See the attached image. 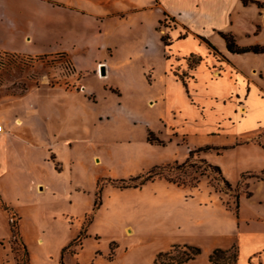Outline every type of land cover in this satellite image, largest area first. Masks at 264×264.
<instances>
[{
	"label": "rangeland",
	"instance_id": "1",
	"mask_svg": "<svg viewBox=\"0 0 264 264\" xmlns=\"http://www.w3.org/2000/svg\"><path fill=\"white\" fill-rule=\"evenodd\" d=\"M76 1L83 6L90 4L89 0ZM240 2L246 8L240 13L238 30L232 35L237 45L262 46L261 52L230 53L217 30L211 33L213 40H210L203 35L202 28L186 27L165 15L154 28L156 41L149 38L152 36L149 26L127 22L119 28L113 23L106 24L105 29L110 35L120 37L113 39L116 54L112 58V71L105 81L108 86H117L121 90L119 100L117 88L107 94L100 80L86 76L84 72L75 74L67 53L42 54L69 47V44H52L45 51L40 47L41 55L0 49L1 91L12 89L23 93L41 82L71 89L76 85L72 81L74 76L81 79L85 90L101 100L98 106H92L85 103L83 97H77L86 123L91 124L96 112L101 110L113 115L95 131L87 125L96 141L100 139L112 144L108 151H100L103 165L91 164L95 147L83 141L65 151L55 142L64 162L69 163L71 159L74 164L66 165L55 174L49 163L42 161L41 151L36 150L34 156L40 159L33 174L37 176L32 180L25 177L23 187L2 182L7 203L0 197V264H16L17 259L22 263L21 242L27 250L28 264H161L157 256L166 251L170 256L165 259L171 262L184 259L189 254L188 248L183 244H171L185 240L202 246L204 251L199 250L195 261L183 263L203 264L215 242L200 235L183 236L177 230L181 213H189L195 218L204 213L190 199L184 204L174 195L157 194L153 199L151 187L140 193L133 189L116 190L105 185L119 186L121 182L99 179L95 206H99L101 198L103 202L87 226L93 216L92 209L96 208H93L96 176L141 173L152 164L172 159L178 161L161 165L173 167L169 175L188 186H197L200 179H205L213 189L230 194L232 209L238 202L236 196L245 191L239 210L248 221L245 227L264 228V200L258 203V199L254 197L253 201L250 197L258 182L264 185L260 178L264 176V0ZM102 10L100 5L99 11ZM92 34L90 32L88 37ZM158 35L163 40L159 41ZM213 42L220 44L226 55L218 53ZM100 66L96 65L99 77ZM46 94L52 98L60 96V92H47L43 88L31 91L28 97L31 102H36ZM148 99L153 101L147 105ZM163 124L173 128L171 133L176 132V135H169L167 131L159 136L154 134L153 137L164 143L171 139L164 146L145 143V129L157 132L159 127L164 128ZM114 138L122 143L117 146L116 141L113 143ZM126 145L130 146L129 153L121 148ZM206 146L208 148L204 149ZM185 148L187 152L194 150L188 161L192 166L175 168L187 156ZM128 156L134 158V164L122 167L119 160ZM212 159L221 164L228 181L239 179L238 184L226 186L207 168L206 163ZM205 168V174H201ZM34 179L43 181L42 190L35 188L41 190L38 194L28 187ZM124 180L123 184L131 183L128 178ZM74 184L80 185L81 190H73ZM2 203L5 208L1 207ZM229 212L227 210L224 216L217 212L211 215L226 226L231 218ZM13 224L14 235L10 231ZM126 224L131 225V233L125 232ZM219 241L229 243L230 240L221 237ZM228 251L230 257L234 248ZM229 262L232 264L231 259Z\"/></svg>",
	"mask_w": 264,
	"mask_h": 264
},
{
	"label": "crops",
	"instance_id": "2",
	"mask_svg": "<svg viewBox=\"0 0 264 264\" xmlns=\"http://www.w3.org/2000/svg\"><path fill=\"white\" fill-rule=\"evenodd\" d=\"M89 3L91 5L83 6L76 0H0V49L19 54L41 55L40 53L48 50L52 44H69V47H60L42 54L67 53L75 68V74L84 72L86 76H93L100 80L107 94H109L108 92L113 93L111 89L117 88L118 93L116 94L119 100L122 95L121 90L117 86H108L105 81L112 71V58L116 54V45L113 43V39L114 37L118 39L120 37L110 35L105 29L106 24L113 23L118 25L119 28L124 27L127 22L149 26L152 32V36L149 38L156 41L154 28L162 16L165 15L180 21L186 27L202 28L203 35L213 40L211 33L214 30L230 32L234 35L238 30L236 26L240 21L239 15L242 13L243 8H246L240 0H89ZM115 4H122V6L119 7ZM100 5L104 11H99ZM203 28L205 31H203ZM206 31L207 33H205ZM90 32L93 34L88 37ZM103 37L108 38L109 41H105ZM98 38L102 40L98 41ZM160 39L159 36V41ZM94 40H96V43H93ZM212 45L217 46L218 53L226 55L220 44L213 42ZM40 47L45 49L40 51ZM97 64L101 65L99 73L102 76L100 77L96 69ZM72 81L76 85L71 89L58 85L51 86L46 82H41L35 88H27L23 93L13 92L12 89H5L4 92L0 90V124L2 126L0 133V197L4 202H6L5 195L1 188L4 182H9L12 187H23L22 180L25 177H30V180H32L37 176L33 174V170L35 166L39 165L37 162L40 159L34 156L36 150L41 151L42 161L48 162L49 167L55 174L61 172L66 165L74 164L71 159L69 163L64 162L60 151L55 148V142L61 144L65 151L74 148L76 144L83 141L86 145L97 148H93L90 158L91 164L93 166L103 165V161L99 157L100 151H108L112 144L109 141L100 139L96 141L94 134L87 127L90 123H86L85 115L81 114V101L77 100V97H83V101L92 106H98L101 100L99 101V98L93 92L84 89L80 78L77 79L72 76ZM43 88L47 92H60V96L52 98L50 94H46L47 96H42L36 102H31L28 94L33 90L39 91ZM150 100L153 101V99H148L147 105ZM119 104L121 103L119 102ZM112 117L110 111L101 110L96 112L90 126L95 131L102 123L110 121ZM163 127H159L157 132L148 128L145 129V143L158 146L166 145L171 140L170 138L163 145L147 141L149 131L155 136L165 134V131L169 135H176V132L171 133V130L174 131L173 128H166L164 124ZM115 141L117 146L122 143L120 139L114 138L113 143ZM121 148L126 149L129 153V145ZM185 151V155L188 156L186 148ZM51 156L53 157L51 158ZM187 156L181 161L183 162ZM132 159L134 158L129 156L122 157L119 163L122 167H125V165L134 164ZM172 161L177 162L178 160L172 159L152 164L148 167V170L141 173L129 172L118 177L110 174L96 176L94 179L93 208L99 179H111L117 182L125 178L145 174L154 167ZM210 163H216L215 165L220 168L222 176L230 186L238 184L239 179H235L233 182L228 181L223 175L224 169L221 164H217L213 159ZM42 185V180L36 179L35 181L34 179V183L29 184L28 187L38 194L42 190ZM105 186L114 187L116 190L133 189L134 192L139 193L146 187H151L154 191L153 199L157 197V194L174 195L179 197L183 204L190 199L199 209H203L204 213L196 218L189 213H181V221L179 225L177 223V230L181 235L205 236L215 242L210 247L203 264H212L209 261V255L214 249L229 250L232 248L236 250L235 264H264V228L245 227L248 221L243 218L239 211L240 201L245 191H240L238 204L232 209L229 206L231 203L229 200V197L231 198L230 194L213 189L205 179H200L197 186L177 185L163 177H156L138 187L120 188L117 185L112 186L110 184ZM37 187H41V190L35 189ZM251 187L253 186L249 188ZM72 188L73 190H81L82 187L74 184ZM250 197L253 198V201L256 198L258 203H262L261 200H264V185L262 182L255 185ZM102 202L103 199L101 198L99 206H95L94 210L92 209L93 216L87 226L92 222L94 214L100 209ZM227 210L230 211L231 218L226 226L223 222L212 218V212L224 216ZM179 228L183 229L180 230ZM124 230L127 234L131 233V225L126 224ZM221 237H228L229 243L220 242ZM174 244L197 247L200 252L204 251L202 246L189 243L188 240L175 242L171 245ZM196 259L195 256L187 261H195Z\"/></svg>",
	"mask_w": 264,
	"mask_h": 264
},
{
	"label": "trees",
	"instance_id": "3",
	"mask_svg": "<svg viewBox=\"0 0 264 264\" xmlns=\"http://www.w3.org/2000/svg\"><path fill=\"white\" fill-rule=\"evenodd\" d=\"M243 2V4H246V2L248 0H241ZM218 34L223 38L224 42H225V47L227 49V51H229L230 53H246V52H261L263 50L262 46H239L236 44L234 36L230 33V32H223V31H218ZM161 40H163L161 38ZM210 45V44H209ZM213 47V46H212ZM214 48V47H213ZM215 49V48H214ZM147 141L151 142V143H156L159 145H163L164 142L163 140L157 138V137H153V133L152 132H148L147 134ZM208 147H204V149H207ZM200 150H202V148H200ZM194 150H189L188 151V156L187 158L181 162L180 164H176L175 168L178 167H184V166H192L191 164L188 163L189 158L192 156ZM206 167L209 168L211 171H213L214 173H216V175L221 179V181H223V183L230 187L229 183L224 179V177L221 174V170L217 165H212L210 163H206ZM172 166L171 165H165V166H158V167H154L151 170H149L148 172H146L145 174L142 175H138L136 177H130L128 178L127 181L131 182V183H127V184H123L125 182L124 179L119 180L117 182H121V185H117L120 188H125V187H138L142 184H144L146 181H151L154 178H159V177H163L166 180H168L169 182L175 183L177 185H181L183 184V182L177 180L175 177H172L171 175H169V171L172 170ZM206 168L202 170L201 174H205ZM262 174L264 175V172H262ZM262 180H264V176L260 177ZM133 182V183H132ZM236 199H238V196H236ZM238 202L236 203L237 206ZM94 205H96V201L94 202ZM1 207L5 208L4 204H1ZM11 230V234L14 235L16 234V230H14V224L11 226L10 228ZM20 248L23 251V261L22 263H20V261L17 259L16 260V264H28V255H27V250L25 245L21 242L20 243ZM189 250V254L186 255V257L184 259H181L179 261H175V262H171L170 260L165 259L166 257L170 256V252H164L161 253L157 256V260L159 263L161 264H181L189 259H192L196 254L199 253V248L197 247H191V246H186ZM228 250H222V249H214L210 255H209V261L212 264H230L229 260L231 259L232 264H235L236 262V250L234 249L233 254L229 257L227 256L229 253ZM170 259V258H168Z\"/></svg>",
	"mask_w": 264,
	"mask_h": 264
},
{
	"label": "built area",
	"instance_id": "4",
	"mask_svg": "<svg viewBox=\"0 0 264 264\" xmlns=\"http://www.w3.org/2000/svg\"><path fill=\"white\" fill-rule=\"evenodd\" d=\"M1 131H2V126H1V124H0V133H1Z\"/></svg>",
	"mask_w": 264,
	"mask_h": 264
},
{
	"label": "bare ground",
	"instance_id": "5",
	"mask_svg": "<svg viewBox=\"0 0 264 264\" xmlns=\"http://www.w3.org/2000/svg\"><path fill=\"white\" fill-rule=\"evenodd\" d=\"M100 76H102V75L100 74Z\"/></svg>",
	"mask_w": 264,
	"mask_h": 264
}]
</instances>
